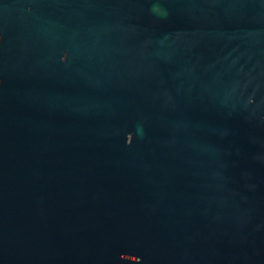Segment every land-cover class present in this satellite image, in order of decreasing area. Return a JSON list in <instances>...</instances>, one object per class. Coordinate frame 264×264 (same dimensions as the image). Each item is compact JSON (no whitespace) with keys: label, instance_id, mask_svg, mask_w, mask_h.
Here are the masks:
<instances>
[{"label":"water","instance_id":"obj_1","mask_svg":"<svg viewBox=\"0 0 264 264\" xmlns=\"http://www.w3.org/2000/svg\"><path fill=\"white\" fill-rule=\"evenodd\" d=\"M0 264H264V0H0Z\"/></svg>","mask_w":264,"mask_h":264}]
</instances>
